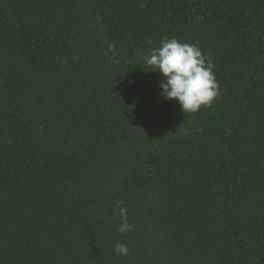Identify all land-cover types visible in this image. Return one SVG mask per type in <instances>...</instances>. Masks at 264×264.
<instances>
[{"label": "trees", "instance_id": "1", "mask_svg": "<svg viewBox=\"0 0 264 264\" xmlns=\"http://www.w3.org/2000/svg\"><path fill=\"white\" fill-rule=\"evenodd\" d=\"M165 38L211 107L162 97ZM0 264H264V0H0Z\"/></svg>", "mask_w": 264, "mask_h": 264}, {"label": "clouds", "instance_id": "2", "mask_svg": "<svg viewBox=\"0 0 264 264\" xmlns=\"http://www.w3.org/2000/svg\"><path fill=\"white\" fill-rule=\"evenodd\" d=\"M144 60L164 78L160 84L162 97L177 101L184 113H196L201 108L211 107L219 96L213 64L195 44L165 38L160 47L153 49ZM114 211L120 219L119 232L132 231L134 226L128 221V210L121 206V202H117ZM114 253L127 256L129 249L124 243L117 242Z\"/></svg>", "mask_w": 264, "mask_h": 264}]
</instances>
